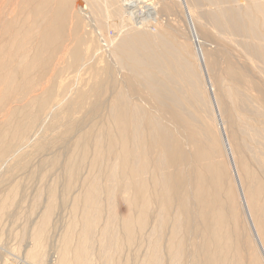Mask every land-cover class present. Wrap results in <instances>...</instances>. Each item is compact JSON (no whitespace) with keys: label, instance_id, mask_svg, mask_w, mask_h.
<instances>
[{"label":"bare ground","instance_id":"6f19581e","mask_svg":"<svg viewBox=\"0 0 264 264\" xmlns=\"http://www.w3.org/2000/svg\"><path fill=\"white\" fill-rule=\"evenodd\" d=\"M156 1L0 0V167L12 159H17V168L26 167V156L18 153L31 142L32 134L36 136L37 128L45 124L48 116L52 115L53 126L64 123L62 140L71 133L76 137L75 141L72 139L71 152L65 154L68 157L60 159L63 151L61 156L57 154L59 161L66 160L62 167L58 156L48 161L51 169L48 170L49 163H44L46 172L61 168L63 173H56L65 179L59 180L61 194L56 188L59 181L54 184L57 178L47 187L48 202L44 203L42 223L32 234L37 248L27 255L30 260L42 251L47 230L53 224L51 214L57 211L55 202L60 200L72 203L71 207L61 203L70 208V219H66L58 248V264H96L91 259L95 241L100 244L102 264H123L128 260L122 255L127 248L143 249L138 264H264V0H183L187 8L191 4L195 10L192 9L193 15L187 9V32L174 18L168 23L164 22L170 19L163 20L151 30V23L146 21L153 15L156 21L155 17L159 19V14H163L157 12L160 2ZM168 3L162 5L170 12ZM193 16L229 41L227 47L220 45L219 40L225 64L222 73L220 68L218 72L228 78V84L223 85L225 77L222 79L216 72L219 80L213 81V74L211 77L217 87V94L212 87L217 112L206 98L207 88L192 59L198 57L201 61V49L204 67L210 65L212 71H218L219 60L216 55L211 60L212 55L208 54L211 61L206 62L211 63L205 65L208 55L203 53L202 34L196 32ZM107 24L116 29L106 45L109 56L119 72L125 71L124 75L118 77L113 66L106 63L104 71L96 73L97 69L93 72L92 68L93 75L100 78L96 84L91 80L94 88L84 86V90L89 89L84 91L75 81L69 80L75 85L65 79L66 84L62 83L66 72L71 71L69 76H73L72 72L76 75L80 69L81 37L86 36L90 45L95 40L92 34ZM87 50L89 56L85 57L90 58L92 51ZM89 62L86 69L92 66ZM65 63L69 71L65 70ZM211 72H207L209 78ZM77 73L80 78V70ZM85 83L82 79V86ZM248 89L256 92L253 96L257 100L248 98ZM106 90L112 92L108 93L113 94V101L109 105H87V112L100 109L103 118L101 122L96 120L98 117L90 118L99 122H94L97 127L89 126L90 130L85 128L87 131L81 134L77 127L80 123L72 120L74 109L82 108L80 101L88 94L103 96ZM67 95H75L74 100H78L71 103L70 97V103L64 104ZM102 105H108L106 113ZM56 108L63 110V114L58 110L62 116L57 115ZM69 114H73L72 118ZM242 116L252 124H244ZM87 122L86 126L90 125V120ZM77 133L81 135L76 136ZM44 144L38 145L42 152L47 147ZM86 167L83 177L82 169ZM15 169H7L9 178ZM14 185L0 198V216L16 206L12 205L13 196L22 187ZM76 187L78 194L75 190L77 195L73 193L71 198L70 192ZM116 192L124 194L129 212L121 219L114 212L103 213L113 205ZM104 218L98 240L96 230ZM171 228L167 241L162 231ZM177 229L181 231L176 239Z\"/></svg>","mask_w":264,"mask_h":264},{"label":"rangeland","instance_id":"374dc122","mask_svg":"<svg viewBox=\"0 0 264 264\" xmlns=\"http://www.w3.org/2000/svg\"><path fill=\"white\" fill-rule=\"evenodd\" d=\"M156 1V0H155ZM158 2H160V4L159 3H157V5H158V9H160L161 7V5L162 4H164V3H168V1H165V0H157ZM156 1V2H157ZM165 1V2H164ZM176 1V2H175ZM180 1V3H178ZM162 2V3H161ZM240 2H242V1H240ZM176 3V4H175ZM183 3V4H182ZM244 3V2H243ZM169 5H171L170 6V12H172V10H173V12L175 13V16H174V13L172 14V13H170L169 12V8L168 9H166V11L163 9L164 7V5H162V8L161 9H163V10H158L157 9V12L159 13V12H162L163 14L161 15V13L159 14L160 16H158L159 17V19L157 18V17H155L156 18V21L154 20L153 21V18H154V16L155 15H153L152 17H151V19L150 20H148V21H146L147 22V24H152L153 26H151V24H150V29L151 30H154L155 29V27L157 28V26H158V24H160V23H163L164 21L163 20H166L167 18L168 19H170V20H167V21H165L164 23H168L169 21L170 22H172L171 20L173 19V21H179L180 20V22H178V24L179 25H181L182 27H183V29H184V31H186L187 30V28H186V23H184L185 22V15L187 14L186 12H187V9L189 8L190 10H194V8H193V6L190 4V5H188V8H187V6L184 4V2H183V0H170V2L168 3ZM174 5V8L172 7ZM160 7V8H159ZM180 7V8H179ZM182 8V9H181ZM185 8H186V10H185ZM209 7L208 6H206V9H208ZM184 9V10H183ZM176 10V11H175ZM183 10V11H182ZM191 11L192 13L195 11ZM178 11V12H177ZM181 11V12H180ZM168 12V13H167ZM180 12V13H179ZM182 12L184 13V14H182ZM145 13V12H144ZM169 14H172V17H169ZM181 14V15H180ZM152 15V14H151ZM182 15H184V17L182 16ZM188 15V14H187ZM193 15H194V13H193ZM171 16V15H170ZM174 16V17H173ZM178 16V17H177ZM161 17H162V20H161ZM176 17V18H175ZM164 18V19H163ZM195 17L193 16V19H194ZM157 19H158V23H156L157 22ZM176 19H178V20H176ZM161 21V22H160ZM163 21V22H162ZM195 21V22H194ZM198 20L195 18L194 20H193V23H194V26H196V27H194L195 29H196V32L198 33V35L199 36H201V34H202V37H204V38H200V40L202 41V43H203V45H202V49H203V53L204 54H211L212 55V57L210 56V59L211 58H213V56H215L216 58H218V59H216L217 61L219 60V66H218V71H212L211 69H210V63H208V62H206V61H208V59H209V55H208V57L206 58L205 57V55H204V57H205V65H209L208 66V68L206 69L205 67H204V61H203V57H202V53H201V49L199 50V55H200V57H201V61L199 60V59H197L198 57H196V59H192V65L194 66H197L196 68L199 70L198 72H199V74L201 75V78H202V82H203V85H204V87L205 88H207V89H205V94H207V96H206V98H208V100L210 101V104H211V107H212V110H214V112H217V106H216V94H217V87H216V83L215 82H212V78H213V81H215V80H219V78H218V76L217 75H215V73L214 72H216V73H218L219 72V68H220V71L221 72H219V73H222V71H223V68H224V60L221 58V55H220V49H221V47H220V45H225V46H227V47H229V41H227V39H226V37L224 36V38H222L221 36H219L220 35V33H218L217 31H215L212 27L210 28V26H207V25H201V23L200 22H197ZM200 25H199V24ZM195 24H197V25H195ZM185 27H184V26ZM202 26L203 27H205V28H203V29H201L202 28ZM153 27H154V29H153ZM207 28V29H206ZM186 29V30H185ZM210 29H211V32L212 33H214V35L216 34L215 32H217V34L215 35V37L216 38H218V41H217V39L215 38V37H213V35H212V33H209V31H210ZM206 30V31H205ZM97 31H99V33L97 32ZM94 34H92V35H94V37H92V39L93 38H95V40H92V43L94 42V41H96V42H94L93 44L92 43H89L90 45H88L87 44V42H89V41H87V39H86V36H84V37H81V39H82V42H81V45H82V47H81V45L79 46V50L81 49L82 51H79V53L81 54L83 51H85L84 52V56H81L79 53V63H78V67H79V65H80V69H78L77 71H79L80 70V78L78 77L79 75V73H77V71L75 72V74L77 75H74L73 74V72H72V75L75 77V78H77V79H75L73 76H69V74H71V71H69V67H66V63H68V61L65 63V65H64V68H65V70H68L69 71V73L68 72H66L65 73V78H63V82L62 83H65L67 80L69 81H75V82H77V84L75 83V82H73V83H71L70 81H69V84L71 83V84H76V86L78 85V87H82L81 89H83V87L85 86H87L89 89L90 88H94V85L97 83V81L100 79V78H98L97 77V75H93L94 73V71H96V69H97V71H96V73L97 72H99V70H100V72H101V69L104 71L105 69L104 68H106V66H108V65H112L113 66V69L114 70H116V72L118 73V77H122L123 75H124V72L121 70L120 72H121V75H120V72H119V68H117L116 67V65H115V62H114V60L109 56V52H108V43H110L111 42V40H112V38L114 37V34H115V32H116V29H115V27L114 26H112V25H110V24H107V25H105V27H103V28H98V30H97ZM215 31V32H214ZM187 32V31H186ZM204 32V33H203ZM209 33V35H208V33ZM206 35V37H205V35ZM208 35V36H207ZM212 36L211 38L209 37V36ZM219 37H218V36ZM101 37L103 38V39H101ZM84 38L86 39L85 41H83L84 40ZM214 38V39H213ZM98 39V40H97ZM208 39V40H207ZM216 39V40H215ZM205 40V41H204ZM209 40H210V42H209ZM213 40H215V41H213ZM219 40L221 41L220 43H219ZM103 41L105 42V44L103 43ZM208 42V43H207ZM215 42H217V44L215 43ZM87 45H86V44ZM76 44V43H75ZM98 45V47H97V45ZM100 44H102V45H100ZM220 44V45H219ZM96 47H95V46ZM104 45V46H103ZM107 45V46H106ZM207 45H209V46H207ZM214 45V46H213ZM217 45H218V47H217ZM222 45V46H223ZM90 46V48H88ZM213 48H212V47ZM216 46V47H215ZM99 47H103V48H105L104 49V51H103V49L102 48H99ZM99 48V49H98ZM204 48H205V50H204ZM213 50H212V49ZM223 48V47H222ZM84 49V50H83ZM86 49V50H85ZM87 49H89V51H90V49H91V51L92 52H89V53H91L90 55H91V57L90 58H88L87 56L85 57V54L86 55H88V50ZM107 49V50H106ZM219 49V50H218ZM217 50H218V52H217ZM97 51V52H96ZM106 51V52H105ZM208 51H210V52H208ZM87 52V53H86ZM206 52V53H205ZM208 52V53H207ZM219 53V54H218ZM81 56V57H80ZM89 56V55H88ZM218 56V57H217ZM82 58H86V59H82ZM87 58H88V60H87ZM89 59H91L92 61H90ZM209 59V61H211ZM69 60H71V59H69ZM107 60H108V62H107ZM73 61V60H72ZM72 61H70L71 63H72ZM90 61V62H89ZM191 61V60H190ZM199 61V62H198ZM69 62V63H70ZM82 62H83V64H85L84 66H83V64H82ZM88 62L92 65L90 68L89 67H87V69H86V66L88 65ZM197 62V63H196ZM213 62V61H212ZM221 62V63H220ZM108 65H107V64ZM197 65H196V64ZM224 63V64H223ZM90 64H89V66H90ZM203 66H202V65ZM69 64H67V66H68ZM105 66V67H104ZM194 66V67H195ZM82 67V68H81ZM84 67V68H83ZM115 67V68H114ZM203 67V68H202ZM89 68V69H88ZM92 68H94V70H93V72H92ZM96 68V69H95ZM84 69H86V70H84ZM119 69V70H118ZM208 70H210V71H208ZM85 71H90V72H88V74H89V77H90V79L88 78V74L85 72ZM202 71H203V73H202ZM210 73L211 71V76H210V78L212 77V74H213V76L215 77H212L211 78V81H209V77H208V73ZM84 72L86 73V74H84ZM92 72V73H91ZM206 72V73H205ZM218 73V75L219 76H221L222 77V79H223V77H225V76H222L223 74H219ZM66 75L68 76V77H66ZM81 76H82V78H81ZM74 78V80H73V78ZM95 77H96V79H95ZM203 77H205V78H203ZM78 78L79 79H81V80H78ZM217 78V79H216ZM64 79H65V82H64ZM82 79H83V81H84V83H85V85H83L82 86V84H81V82H82ZM93 79V80H92ZM205 79H208V80H205ZM228 79V78H227ZM226 79V77L224 78V80L226 81L227 80ZM88 80H90V81H88ZM95 83V84H93L92 83V81ZM95 80H97V81H95ZM81 81V82H80ZM214 83V85H212V83L211 84H207V83ZM66 83H68V82H66ZM65 83V84H66ZM74 84V85H75ZM80 84V85H79ZM86 84H92L93 85V87L92 86H88V85H86ZM226 84H228V82L226 81V82H223V85H226ZM58 85H59V83H58ZM207 85H208V87H207ZM209 86H211V87H209ZM86 87V88H87ZM212 87H213V89H214V91H215V93H214V91H213V89H212ZM89 89H83L84 91H87V90H89ZM211 89V90H210ZM209 91V92H208ZM212 91V92H211ZM92 92H93V89H92ZM104 92H105V94H104ZM103 92V96H100L101 95V93L100 94H92L93 96H91V95H87L86 96V99H83V101H80V104H82L83 106H82V108L81 109H79L78 110V108L76 107L75 109H74V111L73 112H75V113H77V114H75L74 113V115L73 114H71V116H70V114H69V116L72 118V115H73V118H72V120L74 121V122H76V120H78V122H76V123H80V124H77V127H79V129L81 130V131H79L80 133L82 132H85V131H87V129L89 128V126H90V128L91 127H93V126H95V127H97V125L95 124V123H99V122H101L100 120V118L102 117L103 118V113L101 114L100 112H102V111H100V109L97 111V110H94V112L92 111V113H93V115H92V113H90V112H87V110H88V106H90V105H93V104H98V105H101V104H110L113 100V94L112 95H109V93L108 92H110V90H106V91H104ZM94 93V92H93ZM106 93H108V94H106ZM112 92H110V94H111ZM214 94V95H213ZM245 94L247 95L248 94V98H252V100L255 98L253 95L255 94V95H257L256 94V92H254V91H251V89H248L247 91H245ZM105 95H109L108 97L107 96H105ZM210 95V96H209ZM211 95H213V96H211ZM91 96V97H90ZM112 96V97H111ZM65 97V100H64V98H59V100L61 99V100H64V104H66L67 102L68 103H70L69 101V99H70V97L73 99H71L72 101H71V103H74L76 100H78V99H75L74 100V98H76L75 97V95H73V96H64ZM88 97H89V99H88ZM96 97H98V98H96ZM102 97V98H101ZM213 97V98H212ZM69 98V99H68ZM90 98H92V100H90ZM111 98V99H110ZM250 98V99H251ZM211 99V100H210ZM256 100H257V98H255ZM69 100V101H68ZM91 102H93V104H91ZM257 102V101H256ZM255 102V106H256V103ZM79 103V102H78ZM63 104V105H64ZM88 105V106H87ZM108 105H105V107H104V105H102L101 106V109L105 112H107L108 111V108H107V106ZM215 105V106H214ZM258 106V105H257ZM256 106V107H257ZM65 108V107H64ZM64 108H62V109H64ZM57 109V111L60 109H58V108H56ZM75 110H78V111H75ZM53 111H55L56 112V110H53ZM52 111V112H53ZM100 111V112H99ZM55 112H53L52 114H54ZM60 112H62V114H63V110H61L60 109ZM73 112H71V113H73ZM96 112H97V114H96ZM105 112V113H106ZM57 113V115H59V114H61V113H59V111L58 112H56ZM59 113V114H58ZM105 113H104V115H105ZM62 114H61V116H62ZM65 114H67L66 112H64V117H65ZM98 114H100L99 116H98ZM216 115H217V113H216ZM76 117H78V118H76ZM98 117V118H97ZM105 117V116H104ZM243 117V116H242ZM241 117V118H242ZM48 118V119H47ZM46 119H45V122H43V124L44 125H41L42 127H40V128H37V129H39V132H36L37 134H36V136L34 135V134H32V140H34L33 142H32V140H31V142L27 145V147L26 146H23L22 147V149L20 150L21 152L20 153H18V155L19 154H23L24 156H26V158L24 159V160H27V162H26V164H25V166L27 167H20L21 169H19V168H17L16 167V164H17V159H15V161L13 162V160L14 159H12V160H9L1 169H0V177L1 178H3V182H5V184H3V182H2V179L0 178V198L1 199H3L5 196H6V194L10 191V190H12L13 188H14V183L17 185V183L19 184V185H17V186H20V187H22V188H17V190H15V192H17V194L15 193V196H13V202L14 203H12V205H14L15 203H16V206L14 205V206H12V207H10L9 208V210H7L6 211V213H4L3 215H5V216H3V215H1L0 216V264H58V260H59V258H57L58 257V248H59V246L61 245V240H62V238H63V234H65V230H66V228H65V226H66V224H67V221H69V219H70V208L69 209H66V207L65 206H62V204L64 203V205H70L69 207H71V203L72 202H70V201H68V199H67V203L68 204H66V201H64L63 203H62V201H58V200H56V202H55V209L57 210V211H54L52 214H53V216H52V214H51V217H50V219L53 221V224L51 225V223H50V228L47 230V233H46V235H45V240H44V242H43V247H42V251H40L39 252V256L37 255L36 256V259H34V260H30V259H28V257H27V255L29 254V252H34V248L36 247V244L34 243V241H33V239H32V234H33V232H34V229H35V227L37 228V226H39V223H42L41 222V217H43V211H45L44 210V207H46L45 205H44V203L47 205V202H48V196H47V192H48V188L50 187L49 185H52L53 184V181L55 180V178H57V181L56 182H54V184H56L59 180H64L65 179V177L64 178H62L61 176V178L62 179H60L58 176L59 175H61V174H57L56 173V171L58 172V173H63V172H61V168L60 167H62V165H64L63 164V162L65 163V161H62V164L60 163L61 161H59L60 159H65L66 157H68V156H65V154H69L70 152H68L69 150H70V147L72 148V146H70V145H72L73 144V140L75 141V139H76V137H74L73 135H72V133L69 135V136H72L71 138L68 136L66 139H64V140H62L63 139V135L62 134H64V132H65V128H62V127H65V126H62L61 124H64V123H61V124H59V125H57V126H53L52 124H53V121H52V115L51 116H48ZM90 118H97L96 120H98L99 119V122L98 121H95V119L92 121ZM240 118V119H241ZM82 120V121H80V120ZM239 119V120H240ZM247 119V118H246ZM244 117H243V120H246ZM89 120H90V125H87L86 126V122H87V124H89ZM242 120V119H241ZM243 120H242V122H243ZM249 120V119H248ZM248 120H246V121H244V124H247V125H251L252 124V121L251 120H249V123H247L248 122ZM62 121H64V120H62ZM95 122V123H94ZM237 122H239V121H237ZM250 122H251V124H250ZM52 123V124H51ZM84 123H85V125H84ZM92 123H94V124H92ZM85 126H83V125ZM93 125V126H92ZM82 127H83V129H82ZM262 127L264 128V125H262ZM49 128V129H48ZM55 128H57V129H55ZM85 128H87V129H85ZM90 128L88 129V130H90ZM37 129H35L36 131H38ZM43 129V130H42ZM78 128L76 129V130H79ZM91 129H93V128H91ZM84 130V131H83ZM41 132V133H40ZM81 133V134H82ZM73 134H75L74 132H73ZM81 134H79V133H77L76 134V136H80ZM41 135V136H40ZM59 135H61V136H59ZM62 137V138H61ZM60 138V139H59ZM70 138V139H69ZM75 138V139H74ZM73 139V140H72ZM39 141V143H38V141ZM41 140H43L42 142L43 143H45L44 145L45 146H47L45 149H43V152L42 151H40V150H42V149H38V145L41 143V144H43L42 142H40ZM66 140V141H65ZM68 140H70V141H68ZM49 143V145H47L48 143ZM69 142V143H68ZM71 142V143H70ZM68 143V144H67ZM65 144H67V145H69V148L67 147V145H65ZM63 146V147H62ZM66 146V147H65ZM64 147H65V149H64ZM49 148V149H48ZM60 148H63V150L62 149H60ZM66 148H68V150L66 151ZM35 150V151H34ZM37 150V151H36ZM45 150V151H44ZM47 150V151H46ZM65 150V151H64ZM63 151V153H61ZM37 152V153H36ZM66 152V153H65ZM26 153V154H25ZM40 153V154H39ZM54 153H56V155L54 154ZM60 153L62 154V156L60 155ZM57 154H59V155H57ZM67 154V155H68ZM54 155V156H53ZM56 156H58L57 158H58V165L60 166V167H58V165H57V169H59V171L58 170H52V171H54V175H53V173H52V171H51V173H52V175H51V173H50V171L49 172H46V171H48L49 169H51L50 167V163L51 162H48V161H51V158L53 159V158H55ZM59 157H60V159H59ZM28 158V159H27ZM47 161V162H46ZM16 162V164L14 165V163ZM44 163H46L45 165H47L48 163V165L47 166H49V168L48 167H44ZM106 163H107V165L106 166H108V165H110V163H108V160L106 161ZM42 164V165H41ZM11 166H15V170H17V169H19V171L17 172H15V170H14V172H12V173H9V174H11L12 176H11V178H9L10 177V175H7L8 173H7V169H9ZM17 166H18V164H17ZM21 166V165H20ZM22 166H24V162H23V164H22ZM42 166V167H41ZM41 167V168H40ZM47 168H48V170H47ZM23 169H25V170H23ZM84 169H86V170H84L83 171V169H82V173H81V175H83V177H84V175L86 176V174H87V167L86 168H84ZM23 170V171H22ZM45 172V173H44ZM5 173V174H4ZM13 173H15V175H13ZM47 174H49V175H47ZM4 175V176H3ZM8 176V178H5V176ZM42 175H44V176H42ZM47 175V176H46ZM6 176V177H7ZM54 176V177H53ZM57 176V177H56ZM59 178V179H58ZM7 180V181H6ZM11 182H13V184H11ZM61 182H63V181H61ZM60 181L57 183V187L56 188H58V186H60ZM3 184V185H2ZM9 184L10 185H12L13 187L11 188V186L9 187ZM16 187V186H15ZM48 187V188H47ZM61 188H58L57 189V193L58 194H61V190H60ZM77 187L76 188H74L73 189V191L72 192H70L71 194L69 195V196H71L73 193V196H75V195H77L78 194V191H77ZM77 192H76V191ZM6 191V192H5ZM47 191V192H46ZM77 193V194H75V192ZM60 192V193H59ZM4 194H5V196H4ZM40 194H42V195H40ZM120 194V195H119ZM117 195V196H116ZM41 198H40V197ZM59 196V195H58ZM61 196V195H60ZM60 196H59V198H60ZM68 196V197H69ZM122 196V197H121ZM114 197H116V199L115 198H113L114 200H113V205H112V203L110 204V206L109 207H111V209H109V207H108V209H105V211L103 212L104 213V215H105V212H106V210H107V212L108 213H112L113 214V212H114V216H115V214H116V218L117 219H121V218H123V217H125V216H127L128 215V211H127V208L125 207L126 206V203H125V201L123 200L124 199V194L122 195L121 194V192H116V194H115V196ZM36 198H37V201H36ZM70 198V197H69ZM71 198H72V196H71ZM74 198V197H73ZM105 198V197H104ZM45 200V201H44ZM73 199H71V201H72ZM1 201V200H0ZM58 201V202H57ZM59 204L61 207H59V205H58V207L60 208H57L56 207V204ZM62 203V204H61ZM43 205V206H42ZM112 205V206H111ZM112 208H113V210H112ZM54 209V210H55ZM59 209V210H58ZM62 209H64V210H62ZM65 210H67V211H65ZM117 211V212H116ZM8 212V213H7ZM67 212L69 213L68 214V216H67ZM106 212V214H108ZM69 217V219H67ZM105 218H107V216L105 217ZM105 218H104V220H102V222H100V223H102L100 226L101 227H99V225H98V229L96 230L97 231V233L99 232V235L96 233V238H98V240H99V238H100V231H102L101 230V228H102V226H103V223H104V221H105ZM66 219H67V221H66ZM51 220H50V222H51ZM66 221V222H65ZM66 223V224H65ZM99 223V224H100ZM171 231H172V228L169 230V231H166V230H163L162 231V235H163V237H164V239H166L167 241L170 239V237H171ZM180 229H177V232H176V234H175V237H176V239L179 237V235H180ZM99 237H98V236ZM120 235H121V233H120ZM48 237V238H47ZM95 238V239H96ZM98 240H97V242H98ZM35 244V245H34ZM95 245L97 244L96 243V241H95V243H94ZM94 245V246H95ZM94 246H92V250H93V252H92V254H91V259L93 260V262L94 263H96V264H98V263H100V264H102V253L99 251V248H100V244H99V242H98V245H96L95 247ZM37 248V247H36ZM94 248V249H93ZM98 249V250H97ZM97 252V253H94V252ZM139 250L138 249H135V248H127V249H125L124 250V252H123V257L124 258H128V260L127 259H125L124 260V263L123 264H136V262H137V264H138V262L141 260V255H142V251H143V249L141 248L140 249V251L138 252ZM42 252V253H41ZM135 252V253H134ZM137 253V254H136ZM133 254H135V255H133ZM141 254V255H140ZM136 255H137V257H136ZM92 256H93V258H92ZM95 256V257H94ZM101 256V257H100ZM133 256V257H132ZM38 257V258H37ZM140 257V259L139 260H137L138 258ZM94 258H95V261H94ZM100 258V259H99ZM123 258V259H124ZM100 260V261H99ZM126 260L128 261L127 263H126ZM37 261V262H36ZM40 261V262H39ZM104 261V260H103ZM92 262V263H93Z\"/></svg>","mask_w":264,"mask_h":264}]
</instances>
